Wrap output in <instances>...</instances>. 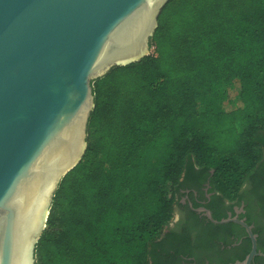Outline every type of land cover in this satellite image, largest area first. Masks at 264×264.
<instances>
[{"label":"trees","instance_id":"trees-1","mask_svg":"<svg viewBox=\"0 0 264 264\" xmlns=\"http://www.w3.org/2000/svg\"><path fill=\"white\" fill-rule=\"evenodd\" d=\"M149 47L92 81L87 146L53 195L35 264H148L183 174L213 169L232 197L264 155V0H168ZM232 78L239 106L198 108Z\"/></svg>","mask_w":264,"mask_h":264},{"label":"water","instance_id":"water-1","mask_svg":"<svg viewBox=\"0 0 264 264\" xmlns=\"http://www.w3.org/2000/svg\"><path fill=\"white\" fill-rule=\"evenodd\" d=\"M167 1L0 0V264H35L87 146L92 81L150 54Z\"/></svg>","mask_w":264,"mask_h":264},{"label":"flooded vegetation","instance_id":"flooded-vegetation-1","mask_svg":"<svg viewBox=\"0 0 264 264\" xmlns=\"http://www.w3.org/2000/svg\"><path fill=\"white\" fill-rule=\"evenodd\" d=\"M212 174L198 167L183 174L148 264H264V155L232 197Z\"/></svg>","mask_w":264,"mask_h":264},{"label":"rangeland","instance_id":"rangeland-1","mask_svg":"<svg viewBox=\"0 0 264 264\" xmlns=\"http://www.w3.org/2000/svg\"><path fill=\"white\" fill-rule=\"evenodd\" d=\"M152 51L153 49L150 50V52ZM238 88L239 84L235 78L220 83L210 95L199 100L198 108H210L215 110H229L235 108L240 105V102L238 101L240 100ZM167 186V184H164L163 189L166 190Z\"/></svg>","mask_w":264,"mask_h":264}]
</instances>
